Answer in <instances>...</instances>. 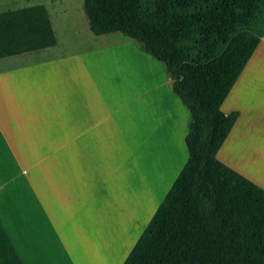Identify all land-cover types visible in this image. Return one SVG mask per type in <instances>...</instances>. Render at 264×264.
Masks as SVG:
<instances>
[{
	"label": "crops",
	"instance_id": "obj_1",
	"mask_svg": "<svg viewBox=\"0 0 264 264\" xmlns=\"http://www.w3.org/2000/svg\"><path fill=\"white\" fill-rule=\"evenodd\" d=\"M118 32L97 35L96 47L80 53L49 52L57 40L53 46L0 58V264H69L68 237L53 230L54 222L74 220L66 214L64 200L86 207L80 213L90 222L98 216L110 221L117 194L131 190L127 168L133 172L139 146L145 144L159 156L167 147L178 158L171 145L172 126L184 154L169 189L187 162L190 110L167 90L172 79L161 62L134 39L124 34L134 44L103 40ZM116 50L123 57L116 58ZM127 52L142 55L145 62L155 59L161 75L156 86L148 88V76L132 72L134 57ZM161 91L169 97L172 120L163 115ZM228 101L233 108L224 110ZM222 110L239 116L219 152L235 137L243 164L219 160L264 189V35ZM53 159L61 160V170H41L47 160L52 167ZM139 159L141 167L149 160L143 154ZM117 210L115 223L130 222L134 213L140 217L133 204L129 210L120 204Z\"/></svg>",
	"mask_w": 264,
	"mask_h": 264
},
{
	"label": "trees",
	"instance_id": "obj_2",
	"mask_svg": "<svg viewBox=\"0 0 264 264\" xmlns=\"http://www.w3.org/2000/svg\"><path fill=\"white\" fill-rule=\"evenodd\" d=\"M91 31L161 61L190 110L189 157L123 264H264V189L217 155L222 104L264 35V0H84ZM45 5L0 12V58L55 45Z\"/></svg>",
	"mask_w": 264,
	"mask_h": 264
},
{
	"label": "rangeland",
	"instance_id": "obj_3",
	"mask_svg": "<svg viewBox=\"0 0 264 264\" xmlns=\"http://www.w3.org/2000/svg\"><path fill=\"white\" fill-rule=\"evenodd\" d=\"M83 1L84 0H0V12L40 4L45 5L50 13L58 40V46L55 49H51L49 52L80 53V51L85 50L84 48L87 46H92V48L96 47V43L100 40L99 36L95 35L90 29V23L84 10ZM105 38L111 40H116L118 38L130 40L121 32L115 35H107L103 37V40ZM130 42L133 43L132 40H130ZM40 54L45 55L46 51ZM122 54L120 50H116L114 53L116 58L117 56L123 57ZM127 55L134 57L132 72L143 77L147 75L148 88H153V85L156 86L161 77L156 62L160 63L161 61L156 60L155 62V59L150 56L151 58L148 57L149 59L145 62V57L133 52H127ZM161 68H163L165 72L166 68L162 62ZM115 70L118 71L120 68L117 67ZM166 87L168 88L167 90L174 94L172 84H168ZM158 96L162 97L165 106L163 115L170 117L172 120L171 109L168 107V102H170V100L166 95V91L164 93L161 91V93H158ZM150 105L151 100L149 106ZM223 108L224 110L232 109L233 105L231 101H228ZM170 129V137L174 139L173 141L171 140V145L175 146L178 158H172L170 154L173 152L170 148L167 149V147L159 156V154L153 152L149 147L146 149L145 144H142V147L139 146V150L136 152L138 155H134L136 157V162L134 161L133 172L130 173V169L127 168V170H129L127 171V177L132 178V183L128 182L132 184V186H129L131 190L125 191V194L122 196L117 194L116 199L114 201L112 200L114 203H117V207L114 211L112 210L114 206L111 207L110 221H105V217L98 216L99 220L97 222H90L84 213H80L84 212L86 207H82L81 204L71 206L64 200V210L66 214L69 215L68 217H72L74 220L68 223L54 222L53 230L61 231L64 236L68 237L70 252L69 264H119L130 247L135 245L136 240L147 227V223L150 222V218L155 210V205L157 203L160 204L169 191L168 187L175 177V173L184 154V150L180 145L179 133L173 126ZM234 140L223 147L218 154V159L227 161L230 165L243 164L239 157L241 150L240 144H236ZM168 145L169 147L171 146L169 143ZM135 148L133 143V151ZM140 154L149 158L148 163L143 167L140 165ZM153 157L156 159L151 160L150 158ZM51 161L53 162L52 167L50 165V160H47L41 170H61L60 159H53ZM155 167H159V169ZM123 169L125 170V168ZM71 193L75 194L73 191H71ZM62 194L63 192L61 195ZM70 199L69 197L68 200ZM123 203L124 206L127 207V210L130 209L131 204H133L134 209L137 208L138 211L141 210L139 212L140 217L137 219L138 215L134 213V217L130 219V222L127 220L124 223H115L114 216L119 215L120 211L117 209L120 207V204ZM145 203L147 205L144 206Z\"/></svg>",
	"mask_w": 264,
	"mask_h": 264
},
{
	"label": "bare ground",
	"instance_id": "obj_4",
	"mask_svg": "<svg viewBox=\"0 0 264 264\" xmlns=\"http://www.w3.org/2000/svg\"><path fill=\"white\" fill-rule=\"evenodd\" d=\"M241 88V87H240ZM240 88H239V90H240ZM235 92H237V91H235ZM240 92V91H239ZM244 92V91H243ZM242 94V93H241ZM236 97H238V96H236ZM236 100V99H235ZM239 101V100H238Z\"/></svg>",
	"mask_w": 264,
	"mask_h": 264
}]
</instances>
